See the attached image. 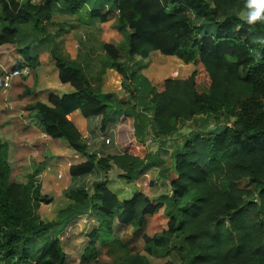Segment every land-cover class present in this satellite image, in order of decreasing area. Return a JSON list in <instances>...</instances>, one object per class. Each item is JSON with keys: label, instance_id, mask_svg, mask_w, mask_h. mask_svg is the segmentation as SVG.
Masks as SVG:
<instances>
[{"label": "trees", "instance_id": "obj_1", "mask_svg": "<svg viewBox=\"0 0 264 264\" xmlns=\"http://www.w3.org/2000/svg\"><path fill=\"white\" fill-rule=\"evenodd\" d=\"M52 1L0 0V47L15 43L32 72L55 66L60 82L74 88L27 110L35 113L49 138L60 141L58 152L72 159L61 190L74 202L67 211L73 217L92 212L99 221L89 234V258L96 257L97 244L105 241L102 231L111 233L116 219L131 227L134 236L140 235L147 255L154 259L174 250L181 264H264V23L249 25L239 17L246 0H212L214 6L206 0H104L113 7L105 2L95 7L90 23L84 24L91 29V38L101 37L111 24L127 39L123 60L119 48L100 40L103 73L110 69L122 80H131L137 73L131 62L146 60L156 51L196 66L184 96L180 95L182 106L168 81L166 105L141 94L132 96L125 111L112 113L83 69L63 59L46 29L38 26V22L53 25L57 13ZM62 1L80 20L88 0ZM198 18L216 31L201 35ZM31 21L29 29L20 28ZM200 79L211 87V96L199 93ZM75 112L86 121L100 119L103 133L115 129L113 142L120 148L115 157L90 150L69 118ZM172 118L181 124L191 118L196 130L175 155L176 177L169 185L171 208L165 225L160 196L138 193L136 180L158 161L153 157L147 165L138 155L147 128L154 135H173L177 131L168 127ZM8 151L9 144L0 139V264L28 261L34 239L46 234L51 240L35 264H66L67 253L55 234L59 224H46L37 213L41 204H51L57 197L56 186L48 191V178L39 181L33 176L26 183L12 182ZM88 177L94 178L91 186H71ZM167 181L159 171L155 192L166 190ZM119 205L122 211L117 214ZM121 264L154 263L135 253Z\"/></svg>", "mask_w": 264, "mask_h": 264}, {"label": "rangeland", "instance_id": "obj_2", "mask_svg": "<svg viewBox=\"0 0 264 264\" xmlns=\"http://www.w3.org/2000/svg\"><path fill=\"white\" fill-rule=\"evenodd\" d=\"M18 1L20 3L31 1L37 4L41 0ZM206 1L214 6L212 0ZM104 2V0H88L79 12L81 19L78 20L77 17L71 15L70 6L62 0H53V7L57 12L53 25L38 22V26L46 29L51 36L52 44H56L54 48L58 49L63 59L76 63L83 69L96 93L109 106L111 113L120 110L125 111L129 105H132V96L141 94H148L151 98L155 97L159 102H162V105H166L169 100L166 84L168 81L173 82V96L176 102H180L182 100L180 95L184 96L183 90L187 88L188 81L196 69L194 64H186L175 57L165 56L156 51L146 60L136 58L131 62V67L137 72L136 77L131 80H122L110 69L103 73L104 53L100 49V40L110 42L119 48L122 60L125 58L124 46L127 43L126 35L117 33L111 24L108 25L106 31L102 32L101 37L96 35L92 37L94 39L91 38V29L86 28L84 24L90 23L91 11ZM105 3L113 7L112 3ZM195 22L201 35L212 34L216 31L215 26L203 19L198 18ZM33 25V21H31L29 25L20 26V28L27 30ZM72 25L75 27L73 28ZM59 33H61L60 36ZM91 46L95 53V59L91 64L87 63L88 66H85L86 58L82 55L88 53L87 47L90 48ZM16 47V44L13 43L0 48V77L5 72H11L14 69L20 71V74L14 77L8 86H0V139L9 144L8 160L11 167L12 182L26 183L33 176L39 181L48 178V182L45 183L47 190H50L51 187L57 188L55 190L57 197L51 204H41L37 213L44 223L51 226L59 224L55 234L62 241L63 248L67 253L66 264H121L123 258L135 253L146 257L154 264H181V259L174 250H171L165 258L154 259L148 256L146 246L140 235L134 236L131 227L120 225L116 219L113 222L111 233L107 230L102 231L105 241L97 244L98 254L96 257L89 258L91 252L89 234L97 228L99 221L92 212L73 217L72 213L67 211L74 202L61 195V190L65 183L64 174L72 159H69L68 156H62L58 152L61 150L60 141L49 138L44 133L35 113L27 110V106L39 101L38 90L44 91L46 89L45 86L42 87L39 84L35 72H32L24 64V58L17 52ZM63 47L71 50L75 57L72 58L67 51L61 52ZM19 64L23 66L22 69H19ZM57 82L50 78L48 85L56 88ZM198 91L208 96L213 93L211 87L202 79L198 82ZM51 95L55 94L52 93ZM179 105L182 106V101ZM74 120L83 141L92 152L103 150L104 153L113 155L109 159L115 157L114 155L120 148L114 143L105 144L108 137L112 140L116 139L114 128L103 133L100 130V119L84 121L81 120V117L80 119L75 117ZM116 126L114 125L115 128ZM168 127L177 132L173 135L167 133L154 135L147 128L145 145L138 151V155L147 165L153 162L151 160L154 158L158 161H154L155 163L151 164L152 167L150 166L149 171L136 180L138 193H144L149 197L160 196L158 201L162 204L161 214L165 225L169 219L167 213L171 208L172 189L169 185L176 177L175 155L187 135L192 132L193 128L196 130L191 118H187L184 124L172 118L168 120ZM101 142L106 145L103 149ZM148 154L155 156H148ZM51 158H55L52 163H50L51 160H48ZM160 161H162L161 166H159ZM159 171L168 178L167 189L155 192ZM53 176L56 179L52 182L50 180ZM93 182L94 178L88 177L72 182L71 186L84 184L89 187ZM245 184L242 183V186ZM121 211L122 205H119L115 209V213L118 214ZM50 240V234L34 239L33 253L28 261L20 264H35L41 248ZM15 261V259H11L7 264H19Z\"/></svg>", "mask_w": 264, "mask_h": 264}, {"label": "crops", "instance_id": "obj_3", "mask_svg": "<svg viewBox=\"0 0 264 264\" xmlns=\"http://www.w3.org/2000/svg\"><path fill=\"white\" fill-rule=\"evenodd\" d=\"M107 6H109L108 4H106ZM57 13V12H56ZM2 48V47H0ZM91 49V51H90ZM69 53V55L73 58L75 57L74 54L71 52V50H68V48L63 47V50H61V52H66ZM87 51L88 53H86L85 55H82V57L86 58V62H85V66H88L87 63L91 64L94 61V50L93 47L91 46L90 48L87 47ZM35 76L37 77L39 84L43 86H45L44 91H42L41 89H39V94H37L38 100L41 101L42 103L48 104L49 103V98L51 97V94H55L57 96H62L64 94L67 93H72L74 92V88L69 84H63L60 82L59 80V71L55 66L52 67H47V66H40L36 69L35 71ZM50 78L55 79L57 82L56 88H52L51 86L48 85V82L50 80ZM75 117H81V120L83 119L84 121H86L79 112H75L74 114H72L71 116H69V118L75 123L74 118ZM76 125V124H75ZM101 144V148H105L104 142L100 143Z\"/></svg>", "mask_w": 264, "mask_h": 264}, {"label": "clouds", "instance_id": "obj_4", "mask_svg": "<svg viewBox=\"0 0 264 264\" xmlns=\"http://www.w3.org/2000/svg\"><path fill=\"white\" fill-rule=\"evenodd\" d=\"M239 17L249 25L264 23V0H246L245 10Z\"/></svg>", "mask_w": 264, "mask_h": 264}, {"label": "built area", "instance_id": "obj_5", "mask_svg": "<svg viewBox=\"0 0 264 264\" xmlns=\"http://www.w3.org/2000/svg\"><path fill=\"white\" fill-rule=\"evenodd\" d=\"M20 74V71L17 69H14L11 72H5L1 77H0V86H8V84L11 82V80L18 76ZM110 143H114L113 140L108 137L105 140V144H110ZM115 145V143H114Z\"/></svg>", "mask_w": 264, "mask_h": 264}, {"label": "water", "instance_id": "obj_6", "mask_svg": "<svg viewBox=\"0 0 264 264\" xmlns=\"http://www.w3.org/2000/svg\"><path fill=\"white\" fill-rule=\"evenodd\" d=\"M36 20L38 21L39 19H38V18H36Z\"/></svg>", "mask_w": 264, "mask_h": 264}]
</instances>
